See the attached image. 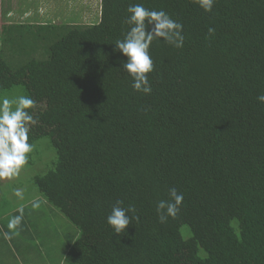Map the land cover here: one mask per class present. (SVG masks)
Returning a JSON list of instances; mask_svg holds the SVG:
<instances>
[{
    "label": "trees",
    "instance_id": "16d2710c",
    "mask_svg": "<svg viewBox=\"0 0 264 264\" xmlns=\"http://www.w3.org/2000/svg\"><path fill=\"white\" fill-rule=\"evenodd\" d=\"M137 4L183 25L182 48L150 46L151 94L113 51ZM71 15L0 27V93L36 102L29 143L56 154L32 182L79 229L61 264H264V0H100L95 22ZM172 188L183 203L161 223ZM119 200L139 216L123 235L107 222Z\"/></svg>",
    "mask_w": 264,
    "mask_h": 264
},
{
    "label": "clouds",
    "instance_id": "9594fccd",
    "mask_svg": "<svg viewBox=\"0 0 264 264\" xmlns=\"http://www.w3.org/2000/svg\"><path fill=\"white\" fill-rule=\"evenodd\" d=\"M193 2L206 12H211L214 6V0H193ZM127 11L131 15L125 23L131 26L130 30L123 40L116 41L113 51L127 57V62L122 67L133 78V89L144 94H151L148 74L154 70V61L149 54L150 46L154 40L163 39L167 44L182 48L185 39L182 35L183 25L172 20L164 11H150L139 4L129 6ZM214 33L215 29L209 28V35H214ZM257 99L264 103V95ZM35 107L36 102L25 96L17 100L4 99L0 104V180H11L18 177L28 163V155L33 151V145L29 143V132L31 126L37 124L38 121L27 110ZM15 195L23 199L22 190L17 189ZM169 195L174 202L161 200L157 204V213L161 223H166L169 217L175 219L183 203V195L178 194L175 188L169 190ZM121 205H123L122 200L116 202L107 222L115 233L123 235L132 223V219L139 222V216L129 217L126 214L127 212L135 214V206L125 209ZM39 207L38 202L33 203L34 209ZM19 211L21 215L9 222L10 230L15 231L22 223L23 208Z\"/></svg>",
    "mask_w": 264,
    "mask_h": 264
},
{
    "label": "rangeland",
    "instance_id": "374dc122",
    "mask_svg": "<svg viewBox=\"0 0 264 264\" xmlns=\"http://www.w3.org/2000/svg\"><path fill=\"white\" fill-rule=\"evenodd\" d=\"M79 2L80 0H75V4L72 3L69 7L61 8V11H54L51 15L53 17L50 19L58 17L62 20L61 13H64V15L69 13L72 14L71 23L75 25L95 22L98 15L85 16V11H82L81 7L83 4H79ZM21 96H25L21 87L4 91L0 93V104H2L4 99L17 100ZM55 159V150L50 140L43 138L35 144L33 151L29 153L28 163L21 170L18 177L11 180H0L2 182L0 186L1 197L4 198L0 204L1 212L12 209L22 204L23 201H31L23 210V214H29V219H31L30 227L27 228L24 234V236L28 235L31 237L23 241V246L28 252L26 254L21 252V258L28 255L30 257L26 264H41V261H44V264H61L64 248L66 249L71 239L79 232V229L56 207L41 197L37 187L32 182L34 175L46 172L52 168ZM17 189L22 190L23 199L15 195ZM5 194H7L9 202L6 200ZM35 202L40 205L38 209L33 208V203ZM48 246H51L50 252ZM39 248L40 252H43V260L37 253ZM35 250L37 255H34ZM29 251H31V254H29ZM48 255L49 259L46 258ZM34 259L37 261H34Z\"/></svg>",
    "mask_w": 264,
    "mask_h": 264
},
{
    "label": "crops",
    "instance_id": "0c3cea01",
    "mask_svg": "<svg viewBox=\"0 0 264 264\" xmlns=\"http://www.w3.org/2000/svg\"><path fill=\"white\" fill-rule=\"evenodd\" d=\"M72 3L75 4V0H0V27L13 23L44 24L50 20L58 22L60 19L58 17L50 19L53 17L51 15L54 11H61V8L69 7ZM79 4H83L81 7L82 11H85V16L97 15L100 11V0H80ZM1 201L2 199H0V204ZM30 202L23 201L22 204L15 206L7 213L0 211V264H26L30 258L29 255L21 258V252L25 254L28 252L23 246V241L31 237L24 236L27 228L30 227L29 214H23L22 223L15 231L8 227L14 217L21 215L19 209L24 208ZM11 213L13 215H10ZM48 250L50 252L51 246H48ZM37 253L43 260V252H40V248L37 249ZM34 255H37L36 250ZM46 258L49 259V255ZM34 261L37 260L34 259ZM41 264H44V261H41Z\"/></svg>",
    "mask_w": 264,
    "mask_h": 264
}]
</instances>
